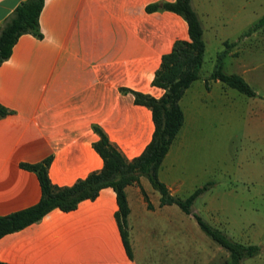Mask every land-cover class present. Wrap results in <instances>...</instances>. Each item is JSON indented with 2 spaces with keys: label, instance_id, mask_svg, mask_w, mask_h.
<instances>
[{
  "label": "crops",
  "instance_id": "crops-1",
  "mask_svg": "<svg viewBox=\"0 0 264 264\" xmlns=\"http://www.w3.org/2000/svg\"><path fill=\"white\" fill-rule=\"evenodd\" d=\"M20 1L0 0V22ZM157 1L173 0L44 1L39 16L42 36L21 34L10 56L0 63V105L7 110L0 113V214L40 198L38 175L22 162H37L50 155L48 174L58 185L72 184L100 169L103 158L93 145L100 136L95 125L126 158L144 150L154 131L152 110L136 102L132 91L162 96L164 87L152 82L162 55L176 40H190L188 23L181 14L166 8L147 9ZM247 2L191 0L202 23L205 51L199 77L180 98L184 122L158 171L173 195L182 196L186 189L190 194L199 186L192 185L193 179L177 166L199 116L216 110V87L225 95L222 103L230 118L251 115L252 124H258L255 116L260 109L253 103L250 106L248 98L257 99L258 92L256 96H228L229 85L210 77L225 40L234 44L221 58L224 69L225 58L234 59L247 44ZM210 44L215 46L208 56L213 68L203 73ZM230 63L246 79L243 63ZM261 105L264 108V100ZM126 195L131 255L115 214L116 192L104 186L96 197L82 199L73 209L52 208L40 219L2 235L0 261L185 264V247L196 241L186 212L176 203L161 204L159 191L145 175L126 186ZM250 206L253 210L261 205ZM248 242L263 247L261 241Z\"/></svg>",
  "mask_w": 264,
  "mask_h": 264
},
{
  "label": "trees",
  "instance_id": "trees-1",
  "mask_svg": "<svg viewBox=\"0 0 264 264\" xmlns=\"http://www.w3.org/2000/svg\"><path fill=\"white\" fill-rule=\"evenodd\" d=\"M44 1L21 0L0 22V63L10 56L21 34L29 32L38 37L42 36L39 16ZM158 8L170 9L181 14L188 23L190 40H176L172 49L162 55L160 66L152 79L154 84L164 87L162 96L155 97L141 91H132L136 102L146 104L152 110L154 131L151 140L139 155L128 159L110 141L104 130L95 125L94 128L100 136L93 145L102 156L103 165L100 169L89 172L85 177L69 185H58L51 181L48 174L52 159L50 155L37 162H22V166L34 170L38 175L41 195L34 204L0 214V237L40 219L52 208L73 209L82 199L96 197L102 187L112 186L118 203L116 218L126 249L131 255L127 222L130 207L126 186L139 182L140 176L145 175L152 186L159 191L161 204L176 203L195 218L207 235L227 250L228 258L225 264H241L245 258L252 257L260 251L259 244L234 239L193 211L194 200L207 190L213 181L196 187L190 194L182 197L171 194L167 185L159 177L161 162L184 122L180 98L192 81L199 77L205 41L201 20L191 0L157 1L147 5L148 10ZM263 24L264 15L250 26L248 32ZM232 44L234 42L224 41L225 48L217 55L218 62L210 77L220 79L248 96H256L257 91L241 74L228 72L223 68L221 58ZM6 111V108L0 105V113L3 114ZM144 195L147 199L145 192ZM148 206L152 207V204L148 202ZM0 264L8 263L0 261Z\"/></svg>",
  "mask_w": 264,
  "mask_h": 264
},
{
  "label": "rangeland",
  "instance_id": "rangeland-1",
  "mask_svg": "<svg viewBox=\"0 0 264 264\" xmlns=\"http://www.w3.org/2000/svg\"><path fill=\"white\" fill-rule=\"evenodd\" d=\"M244 14H247L250 26L254 24L264 15V0H248ZM246 42L234 59L225 58L224 67L228 72H235L237 68L230 60L242 62L244 76L259 97L252 100L231 86H227V90L228 96L248 97L250 106L252 103L258 105L260 110L255 116L258 124H252L251 115L230 118L222 103L225 95L216 87L213 95L216 110L201 114L197 119V127L191 133L177 170L192 178V185L201 186L213 181L196 197L193 211L234 239L247 243L248 239L261 241L260 251L245 258L241 264H264V195L260 194L264 193V108L261 105L264 100V24L252 29ZM214 47L210 44L205 54L203 73L213 68L208 56ZM254 127L259 131L252 130ZM188 193L186 189L182 196ZM252 203L261 206L252 210ZM185 215L186 222L194 226L196 236L194 245L185 247V264H225L227 250L207 235L194 217Z\"/></svg>",
  "mask_w": 264,
  "mask_h": 264
}]
</instances>
